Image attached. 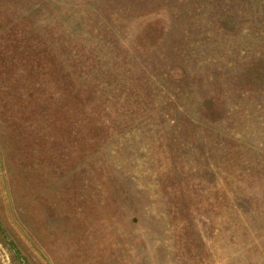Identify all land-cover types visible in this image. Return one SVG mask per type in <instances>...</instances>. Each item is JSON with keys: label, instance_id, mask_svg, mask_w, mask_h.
<instances>
[{"label": "rangeland", "instance_id": "374dc122", "mask_svg": "<svg viewBox=\"0 0 264 264\" xmlns=\"http://www.w3.org/2000/svg\"><path fill=\"white\" fill-rule=\"evenodd\" d=\"M0 264H264V0H0Z\"/></svg>", "mask_w": 264, "mask_h": 264}]
</instances>
